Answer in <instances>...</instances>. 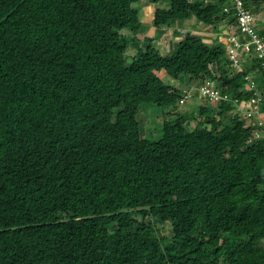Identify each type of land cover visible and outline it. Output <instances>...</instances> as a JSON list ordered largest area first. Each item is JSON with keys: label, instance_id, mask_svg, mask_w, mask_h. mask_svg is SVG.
I'll return each instance as SVG.
<instances>
[{"label": "trees", "instance_id": "16d2710c", "mask_svg": "<svg viewBox=\"0 0 264 264\" xmlns=\"http://www.w3.org/2000/svg\"><path fill=\"white\" fill-rule=\"evenodd\" d=\"M137 1L0 0V264H264V139L248 140L251 122L202 100L192 128L167 112L146 138L137 116L181 96V71L245 98L255 63L229 71L224 45L191 32L162 54L134 34ZM224 4L169 0L152 23L234 19Z\"/></svg>", "mask_w": 264, "mask_h": 264}, {"label": "built area", "instance_id": "2783aa9c", "mask_svg": "<svg viewBox=\"0 0 264 264\" xmlns=\"http://www.w3.org/2000/svg\"><path fill=\"white\" fill-rule=\"evenodd\" d=\"M222 9L224 12L231 10L235 19V29L227 34L224 47L229 71L241 70L243 65L255 63L253 70L264 78V35L257 29V11L247 6L245 0H230V5H224ZM243 78L245 98H241L237 90H222L216 78L206 75L195 86L181 87V96L174 103L186 102L195 90L199 97L212 104L231 106L230 116L251 122L253 130L248 140L264 139V117L260 116L263 94L258 90L252 71L246 72ZM244 102L247 106L242 105ZM221 264L232 263L225 261Z\"/></svg>", "mask_w": 264, "mask_h": 264}, {"label": "crops", "instance_id": "0c3cea01", "mask_svg": "<svg viewBox=\"0 0 264 264\" xmlns=\"http://www.w3.org/2000/svg\"><path fill=\"white\" fill-rule=\"evenodd\" d=\"M147 1H149L148 7H150V8H149L148 13L145 15L143 13L140 14L141 7L138 5L139 27L143 24L141 27L146 28L148 30V32L145 31L144 32L145 34H143V37L139 38V39L143 40L144 36L151 35L152 37H154L152 39V45L154 47L158 48L162 54H168V53L172 52V50L175 47V45L177 44V42L181 39L182 36H181V33L178 31V29L187 28L186 32H191V33H194L196 35H199L203 39V41H205L207 43L221 42L224 45V47L226 46L225 40H226L227 34L232 32L235 29V19H233L229 16L221 17L219 20H217L215 23H212V24H206L204 22L197 21L194 17H189V18H186L183 20L172 19L171 23L169 25L157 27V26H154L152 23L153 10L156 6L166 8L168 6L169 0H167V1L166 0H158L157 2H151L150 0H147ZM205 1L207 2L208 0H205ZM224 5L229 6L230 4L229 5L224 4ZM204 31H206V32L204 33ZM137 34H136V36H137ZM204 34H207L209 36H205ZM211 34H212V36H211ZM252 72H253L254 78L256 79L258 90L261 91V88H262L261 83L262 82H261V78L260 77L258 78V76L260 74L258 71H254V70ZM183 77H185V76H183ZM193 79L187 80L185 77L182 80V78L180 79L179 77H177L175 79V81H176L175 85L178 86L179 88L185 87L187 85L188 86H195V84L197 83L198 80L194 77H193ZM201 100H203V99H201V97H199L197 92H195V90H194L193 96L186 101L187 102L185 104L186 107L183 108L184 111L183 110L180 111V109H179V113L181 112V114L185 116L186 124L190 128H192L196 124V122L201 118V116L198 113V105H199ZM173 104H175V103L168 105L167 106L168 108H166V109H163L160 106H158V107L150 106V107L154 109L153 115L156 118L158 116H161L164 112H166V111L168 112L170 106ZM181 105L182 104H177L178 107ZM242 105L247 106V103L244 102ZM260 116L264 117V111L261 110ZM155 118L153 120H155ZM189 118L190 119L193 118V121H195V122L192 124H189V121L187 120ZM159 128H157L156 133L158 130H160V135H161L162 131H161V128L160 129ZM152 132H153V130L150 129L148 131V134L143 135V136L146 138H154V135ZM160 135H158V136H160Z\"/></svg>", "mask_w": 264, "mask_h": 264}, {"label": "rangeland", "instance_id": "374dc122", "mask_svg": "<svg viewBox=\"0 0 264 264\" xmlns=\"http://www.w3.org/2000/svg\"><path fill=\"white\" fill-rule=\"evenodd\" d=\"M167 1V0H166ZM205 1V0H204ZM208 1H211V2H214V1H218V0H208ZM258 1V7H253L256 11H257V14H258V19H257V29L260 31L263 27H264V0H257ZM206 2V1H205ZM167 3V2H166ZM137 5H139L140 7H141V9H140V14L141 13H143L144 15L145 14H147L148 13V11H149V8L150 7H148V5H149V1H147V0H139V1H137V3H136ZM151 6V5H150ZM145 11H144V10ZM143 25V24H142ZM141 25V26H142ZM139 27V28H137L136 29V31H135V33L134 34H137V37L138 38H142L143 37V34H145L144 32L145 31H147L148 32V30L146 29V28H142V27ZM186 30H187V28H183V29H178V31L181 33V36L183 35V34H185L186 33ZM206 30V29H205ZM128 32H130L129 30H127ZM206 31H204V33H205ZM205 36H209V35H207V34H204ZM204 36V37H205ZM211 36H212V34H211ZM134 50L133 49H130L129 50V53H132ZM160 76H161V78L162 79H164V80H166V81H168V82H171L172 81V79H171V77L170 76H168L167 74H163V73H158ZM259 75V74H258ZM183 76H185L186 77V79L187 80H190V79H193V77L192 76H190L189 74H187V73H185V72H180V73H178V77L181 79L182 78V80L185 78V77H183ZM260 77V75L258 76V78ZM194 80V79H193ZM174 84H176V81L174 82ZM201 99H203V98H201ZM204 100V99H203ZM202 101V100H201ZM200 101V102H201ZM187 102H184V103H182V105L181 106H177V104L175 103V104H173V105H171L170 106V108H169V113H173V112H179V109H180V111H184V109L183 108H185L186 106H185V104H186ZM150 106H155V107H158V105H155V104H153V103H143V104H141L140 105V108H139V112H138V119H139V122H140V130H141V133L143 134V135H146V134H148V131L150 130V129H152L153 130V135H154V137H158V135H160V130H158L157 131V133H156V130H157V128H159L160 126H161V123H162V119H163V117H164V114L165 113H167V111L166 112H164L161 116H158V117H156L155 118V116L153 115V112H154V109L153 108H151ZM163 108V107H162ZM166 108H168V107H164L163 109H166ZM146 110V111H145ZM181 113V112H180ZM150 117V118H149ZM155 118V120H153ZM188 118V117H187ZM151 119V120H150ZM188 121H189V124H192V123H194L195 121H193V118H189V119H187ZM156 128V129H155ZM160 129V128H159ZM147 132V133H146ZM156 133V134H155ZM146 220H151L153 223H154V225H155V228L157 229V231L161 234V235H163V236H169L170 235V224L168 223V222H166V221H161V220H159V219H157V218H154V217H151V216H148L147 218H146Z\"/></svg>", "mask_w": 264, "mask_h": 264}]
</instances>
